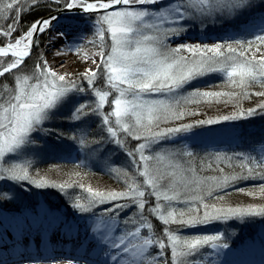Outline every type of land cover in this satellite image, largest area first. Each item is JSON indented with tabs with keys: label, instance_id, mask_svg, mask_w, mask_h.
<instances>
[{
	"label": "snow or ice",
	"instance_id": "6c2138e0",
	"mask_svg": "<svg viewBox=\"0 0 264 264\" xmlns=\"http://www.w3.org/2000/svg\"><path fill=\"white\" fill-rule=\"evenodd\" d=\"M51 2L62 4L68 11L79 9L97 13L93 38L88 43L99 48V63L95 70L89 69L82 74L86 87L50 70L46 60L37 63L31 74L23 72L22 66L39 43L38 34L50 31L59 17L38 19L13 39L22 14L36 7L39 0H0V20L6 21L0 25V37L4 38L0 40V78L10 74L14 80L11 87L0 80V181L30 182L36 187L53 186L61 190L77 186L86 191L85 202L77 197L73 204L80 213L94 217L90 239L85 237L80 246L84 248V256L88 255L89 246L99 247L105 256L103 264L108 261L112 264H202V257L201 260L196 258L206 247L227 249L229 245L223 242V233L185 236L179 229L218 220L264 216V207L225 208L208 202L210 199L222 200L223 196L216 193L226 194V190L238 181L264 180V154H217L215 161L219 163L215 164V171L218 174L204 176L203 165L194 166L191 151L164 153L155 150L154 146L179 133H188L198 125L252 117L264 110V103H261L257 108L241 110L218 120L162 127L192 115L184 105L238 101L253 94L249 92L251 87H264V24L258 26L251 39L230 36L211 46L180 44L174 48L165 43L189 31V24L198 23L207 28L212 20L244 15L250 7L248 0ZM156 5L160 7H147ZM68 35L70 32L57 33L60 38ZM69 51L78 53L79 47L70 45ZM213 73L221 74L229 86L239 91L194 89L186 96L179 95L193 80ZM98 79L103 81V87H97ZM85 91L91 93V103L76 99L75 94ZM254 94L264 96V92ZM150 95L170 96L171 99H148ZM62 106H71L69 119L77 128L89 118L98 117L105 138L129 158V169L110 167L111 174L123 181L124 190H96L76 181L48 185L42 178L37 180L30 175L29 162H13V154L35 143L33 134H50L51 130L44 125ZM106 107L110 110L105 111ZM69 138L77 148L93 152L104 142L103 139L88 140L83 133ZM127 138L139 143L129 149ZM261 152L264 153V148ZM234 161H239V171H235ZM225 167L233 171L226 172ZM207 168L212 169L213 164H207ZM260 187L264 190V184ZM3 198H7L6 194ZM104 205L107 207L103 208V214L97 215L98 206ZM128 212L132 214L127 215ZM150 216L164 226L162 236L153 234ZM27 220L25 217L16 221L14 226L23 231ZM119 221L128 228L127 231H121ZM172 225L177 228L173 229ZM3 226L4 222H0V227ZM31 228L32 224H27V229ZM6 233L7 227L0 239ZM153 248L158 249L155 254L150 252ZM67 264H78V261L69 258Z\"/></svg>",
	"mask_w": 264,
	"mask_h": 264
},
{
	"label": "rangeland",
	"instance_id": "374dc122",
	"mask_svg": "<svg viewBox=\"0 0 264 264\" xmlns=\"http://www.w3.org/2000/svg\"><path fill=\"white\" fill-rule=\"evenodd\" d=\"M164 2L167 3L168 0H164ZM248 3L250 5V7L245 12V14L242 16H239L236 18H229L226 20H212L209 22L207 28H203V27L199 26L198 23L196 25L189 24L187 26L190 29L189 31L184 32L179 37H173L171 39H168L165 41V43L168 47L174 48L180 44H190V45L207 44V45L211 46L214 43H218V42H221L223 40H227L230 36H235L236 38H239V39H245V38L251 39L252 33L254 31H257L258 26L264 24L263 23L264 21L263 22L260 21L257 24V22L253 18L254 16L260 17L258 14L263 16L261 11L256 12L257 14L255 13V11L257 9L256 7H258L262 3H264V0H248ZM147 7L152 8L153 6H147ZM154 7H160V5H158V6L156 5ZM94 14H97V13H92L91 15H88V16H84V15H80V14H76V13L65 14V15H67V17L72 19L71 22H69L66 25L65 32H67V33L70 32L71 34H74V36H73L74 38H73L72 42L69 44V46L70 45L73 47L78 46L79 47L78 53L76 51H69V46H68V49L62 48L61 50L60 49L55 50L56 53H59V54L62 51L64 52L60 55H55V54H53V52L51 54H48L47 50L50 47L48 44H49L51 38L47 37L46 35L44 36L43 34H38L37 39H38L39 43L33 47L32 54H31V56L34 54L35 55L38 54V59H36V61H37L36 64L40 63L43 60H46L47 65H48L50 70L56 72L58 75H64L66 77H71V78L75 79L78 84H81V86L86 87V83L84 81H82V79H81L82 74L86 70H89V69L95 70L97 67V64L99 63V58L94 63L93 59L91 58V56L88 53L94 52V53L98 54L99 48L88 43V40H91L93 38L94 32L90 31L91 34L89 35L88 34L89 30H87V29L83 30L80 28L82 27L83 23H85L86 21H89V20L92 21V19H95L93 16ZM45 16H47V15H45ZM4 24H6V21L0 20V25H4ZM27 29L28 28H26V30ZM18 31H19V28H18ZM23 32L14 33L13 39L19 37ZM53 32L57 33L56 30H54ZM3 39H4L3 37H0V40H3ZM36 52H37V54H36ZM54 64L56 66L57 65H59V66L54 68ZM33 67H35V66H33ZM33 69H29V70L25 71V73L31 74ZM214 75H221V74L213 73V74H209V75L197 78V79L193 80L191 82V84L185 86V88L181 90V93L179 95L186 96L189 92L192 91L190 88L192 83H194L195 81H198V80H203L205 78L207 79L208 77H211ZM76 76H78V78H76ZM6 81H8V82H6ZM3 83H6L11 87L14 83V80L8 78V80L3 81ZM97 87H103V81L102 80L98 79ZM229 87L232 88L231 86H229ZM223 91H225V90L222 89V91H219V92H223ZM229 91H230V89H229ZM75 95H76V99L78 101L82 100V102H85V103H91V101H92V96H91V93L89 91H85L84 93H77ZM147 98L148 99H171L170 96L165 97L163 95H150ZM109 99L111 100L112 97H110ZM109 110H110L109 108H107V107L105 108V111H109ZM70 111H71V106H66V107L62 106V107L58 108L57 110H55V112L51 116L50 120L47 121L44 125L46 128L51 130L50 134L53 137L51 138L49 136L50 134H46V133H35V134H33L34 137L36 138L35 143L30 144V145H26L25 148L22 149L20 153L13 154V162H20V163H23L25 161L29 162L31 164V167L29 169L30 175L37 180H40L42 178L43 180L47 181L48 185H52L53 182H55V181L56 182H62V183H65V182L68 183V182H70V180H66V179H69V178L68 177H66V179L64 178L66 180L65 181V180H62L63 177H59L60 175H58V177H53L52 179L46 178L43 175H33L31 172L32 171L31 168H32V166L34 167V165H36L40 160L44 161L47 158L63 157V155L64 156L67 155V153L69 151L68 149L71 148L72 151L70 153V156H72L73 159H76L78 162L83 163L86 166L96 168V169L98 168L99 170L104 171L107 174L109 173V175H111V177L113 179H116V182H117L118 179L113 174H111L110 167L117 166V167L129 169L130 168L129 158L127 159L128 163H123V164L120 163V161H119L120 159L119 160H118V158L114 159V157L116 156L115 152L120 151L121 149L119 147H117L114 143H110V141L107 138H105L106 133L103 131L102 125H101L98 117L93 116V117L89 118L85 124H82V125H80L79 128H77V127L73 126V122L69 119ZM221 117H223V116H221ZM251 120H255L258 122L255 124L254 122L251 121L253 124H252V126L249 127V129L251 131H253V135L254 134H256V135H254L252 137L249 136V139H248L247 135H244L243 137H239V140H237V141L239 142V144L244 145V146H246L247 142L251 143L250 145H253L254 143H257V141H259L257 144H254L253 147L255 148V150H257L262 155V154H264L261 152V149L264 148V111L260 112L259 114L254 115L251 118ZM191 121L192 120L186 119L184 117L181 120L170 122L168 124H164V125H162V127H176V126H179L181 124H192L193 122H191ZM243 121L244 120H239V123L244 125V128L246 126L251 125V123L247 124ZM220 123H224V122L216 123L217 125H215V126L216 127H223L222 125H224L223 128H229V126H227V125H229V123L228 124H220ZM233 124L235 127L239 128L238 123H233ZM209 127L211 128V126H209V125H202V126L195 127L194 129H192V131H190L188 133H179L173 137H169L168 139L162 141L160 144L155 145L154 149L157 151H160V152L168 153L169 150H166L167 148L163 149V144H166V143L173 144V145L176 144L177 148H179V150L182 149V151H191L193 149H203V148L209 149V150H211V152L212 151H224L225 149L226 150H228V149L233 150L234 149V148H232V146H227L226 148H222V146H221L222 140L228 139V138H230V136H234V134L228 135V136L225 135V136H221V137L211 138V139H209V141H205L202 139L201 140H194V139L188 137V135L196 133L200 130H210V131H212V129H213V131L221 130V128H216V129L211 128L210 129ZM57 133H62L63 135L58 136ZM71 133H73L77 136H81V134L83 133L84 135H86L88 140H92V139L101 140V139H103L104 142L102 145H100L99 150L95 151V152L89 151L87 148L79 149V148H77V146L75 145L73 140H71L69 138L72 136ZM64 138H68L67 142H70L69 145L71 143H73L72 144L73 146L69 147L66 150L64 149V152L61 151L60 149L59 150H55V149L53 150V148H51L52 146L51 147L48 146L51 143H63L62 139H64ZM127 142L129 143L127 146L128 147L130 146V148L135 147L136 144L139 143L138 141L132 140L130 138H127ZM174 151L177 152L178 150H174ZM180 152H181V150H180ZM60 180H62V181H60ZM84 180H85L84 183L86 184L87 187L91 186L93 189H96V190L122 191L125 188L124 183L122 184V186L117 187L114 184L104 182L102 177L97 178V180H94L92 178H87ZM37 189H38V187H36L35 184H32L30 182L16 183L13 181H8V180L0 181V213L4 212V206H6V205H8V206H14L15 205L16 207H18L17 209H21V208L25 209L26 205L33 204L30 202L34 198H37L35 203H37V202L41 203L42 202L43 203L42 206L44 208H47V207L49 208L51 205L49 203H46L45 200H43V197L37 195V193H36ZM82 190L83 189H81V192H82ZM84 192L86 193V197H87L88 193L86 191H84ZM3 194H6V197H7L6 199L3 198ZM86 197H84V199L81 201L85 202ZM14 199H16V201H14ZM11 201H14L16 204L12 203ZM215 205L217 207L228 208L227 206H219L218 204H215ZM104 207H107V205L98 206V208L96 209V212L103 214V208ZM249 207L258 208L259 206H257V204H254V205H250ZM60 209L62 212L64 211L63 215H65V214L67 215V213H70L69 210H66L64 208H60ZM132 211H135V210L133 209ZM62 212L57 211L54 213L59 214ZM78 213H80V212L78 211ZM128 213H127V215L132 214V213L131 214H128ZM253 217H254V219H253ZM247 219H249V220H247ZM250 219L255 221L254 224H256V226H254L252 224ZM257 221H258L257 217L251 216L248 218L245 217L243 219L232 218L229 220H218V221L211 222L209 224H218L220 227H223L226 229V234L223 235V239L228 237L230 239H235L236 243L239 241L240 246H238L239 244H237V245H235V244L229 245L228 244L229 247L227 249H225V250H228L231 252H235V250L239 249L238 247L244 248L245 245H248L251 242L256 244L259 241H262L264 239V227H263V225L258 224L259 222H257ZM121 223H122V225H119V228L121 229V231H127L128 228H126L124 226L123 222H121ZM118 224H120V221L118 222ZM128 227H131V226L129 225ZM163 227L164 226L162 225V228ZM171 227L173 229L177 228L176 225H172ZM197 227L198 226L190 227V228L181 227L179 230L183 235L187 236L185 231L191 230V229L196 230ZM153 228H154V226H153ZM251 228H253V229H251ZM154 230L155 229H153V234L155 235L156 232ZM191 231H193V230H191ZM162 232H163V229H162ZM162 232L159 233V235L157 232L156 233L157 236L158 237L162 236ZM197 235H200V234H197ZM223 242H224V240H223ZM243 250H245V249H243ZM243 250L238 251L239 254H245V251H243ZM213 251H214V249H211L210 247H206L204 250H202V252H201V254L203 255L202 262H206L208 260H210L212 262L213 261L217 262L218 258H211L213 255Z\"/></svg>",
	"mask_w": 264,
	"mask_h": 264
},
{
	"label": "trees",
	"instance_id": "16d2710c",
	"mask_svg": "<svg viewBox=\"0 0 264 264\" xmlns=\"http://www.w3.org/2000/svg\"><path fill=\"white\" fill-rule=\"evenodd\" d=\"M25 8L28 7V4L26 3ZM158 6V5H157ZM264 5L256 7L258 9L263 8ZM154 7V6H153ZM152 7V8H153ZM62 8L61 5H57L55 3H52L51 0H39V4L36 7L31 8L30 11H25L21 18L20 23L17 25L19 28V31L17 33L23 32L28 28L34 21L38 20L40 17L45 16L47 14H50L51 12H54L58 9ZM94 18L97 16V14L93 15ZM37 54V52H36ZM8 60L11 59V57L7 58ZM36 59H38L37 55L30 56L26 61L24 66H22V70L25 72L29 69H33L36 65ZM9 79H13L12 75L5 74V77L0 78V80L5 81ZM78 78V76H76ZM8 82V81H6ZM191 90L199 89L201 91H211V92H219L224 89L223 92H231L233 90L239 91L238 89L230 88L229 85L225 82L224 78L221 75H214L211 77H208L207 79L198 80L192 83ZM230 89V91H229ZM250 93H253L247 98H240L238 101H229L227 103L225 102H214V103H193V104H187L184 105V108L190 112L193 113L192 115L185 116L186 119L192 120V124L199 120H218L221 118V116H231L236 115L241 110H247L250 108H257L258 105L261 103H264V96L255 95L254 93L258 92H264V87H261L259 85H255L249 89ZM226 99V98H223ZM264 110H260L262 112ZM254 116V115H253ZM252 116V117H253ZM252 117L247 118H241L237 120H244V121H253L254 123H258L255 120H251ZM231 121V120H228ZM233 121V120H232ZM220 122H227L220 120ZM216 124V123H215ZM202 126V125H198ZM73 135V133H71ZM256 135V134H254ZM253 133L249 135L250 137L254 136ZM51 138L53 137L51 134L49 135ZM248 136V139H249ZM63 143H51L48 145L49 147L53 148V150H61L64 152V149H68L69 147L73 146L70 142H67L68 138L62 139ZM261 141V140H260ZM127 142V140H126ZM259 141H257L258 143ZM254 143V144H257ZM129 143H126V147L131 149L130 146L128 147ZM251 143L247 142L246 146L236 149V150H224V151H212L209 149H193L191 152L193 153L192 160L194 161V166L203 165L204 171L202 175L204 176H214L218 173L215 171V164L219 163V161H215V157L217 154L224 156H235L236 154H244V155H252V156H260L261 154L255 150L253 145H250ZM167 148L166 150H169V152H175L174 150H178L182 152V149L179 150L177 148L176 144H163V149ZM173 149V150H172ZM67 155H63V157L60 158H47L44 161L40 160L34 167L32 166V174L33 175H43L46 178L52 179L53 177H63L62 180H65L66 177L70 180L68 183H72L73 181H76L78 183H84L87 178H92L94 180H97V178L102 177L104 182L114 184L115 186H122L123 181L113 179L109 173L107 174L104 171L99 170L98 168H92L89 166H86L83 163L78 162L76 159H73L72 156H70V153L72 151L71 148L68 149ZM177 151V152H178ZM116 156L114 159H117L120 161V163H128V157L123 153L122 150L116 151ZM122 158V159H121ZM185 160H188V157H184ZM215 161V163H213ZM212 163L213 168L208 169L207 164ZM234 163L237 165V168L235 171H239L238 164L239 161H234ZM224 167V165H221ZM226 172H232L233 169L229 167H225ZM76 173H80L79 176L76 175ZM107 174V175H106ZM65 176V177H64ZM65 178V179H64ZM60 180V181H62ZM65 180V181H66ZM99 180V179H98ZM52 181V180H51ZM53 182V181H52ZM62 182H53L55 185H59ZM264 184V180H261L259 178L247 180V181H238L233 186L228 188L226 190V194L224 192H217L216 195H222V200H215L210 199L208 202L210 204H218L219 206H227V207H249L250 205L257 204V206L264 207V190L261 189L260 185ZM85 187L86 184L84 183ZM39 189V190H38ZM37 194L42 195L45 198V201L49 203L53 207H65V209L69 210V212H72L73 214H77L78 210H76L73 207V204L77 197L81 198V200L86 197V193L81 188L77 186H73L70 188H65L64 190H61L59 187H53V186H45V187H38ZM33 192V191H32ZM248 193H252V195H249ZM36 198H34L31 202H34ZM16 201V199H14ZM30 202V203H31ZM82 202V201H81ZM151 203H155L154 201H150ZM16 204L15 202H12ZM261 205V206H260ZM183 207V205H181ZM128 214H131L129 212ZM258 218L257 222H262L264 224V216H255ZM248 218V217H247ZM150 221L153 223V226L155 229L154 231L158 235L162 232V224L159 222L155 217L150 216ZM254 219V217H253ZM249 220V219H247ZM252 224L256 226L255 221L250 219ZM253 226V227H254ZM253 229V228H251ZM158 230V231H157ZM161 230V231H160ZM193 230V231H191ZM185 231L187 236H193V235H211V234H217V233H223V235L226 234V229L223 227H220L218 224H205V225H198L197 229H191ZM160 231V232H159ZM155 235L157 236V234ZM224 242H230V243H236L235 239H230L226 237L223 239ZM170 255V253H169Z\"/></svg>",
	"mask_w": 264,
	"mask_h": 264
},
{
	"label": "bare ground",
	"instance_id": "6f19581e",
	"mask_svg": "<svg viewBox=\"0 0 264 264\" xmlns=\"http://www.w3.org/2000/svg\"><path fill=\"white\" fill-rule=\"evenodd\" d=\"M71 20L67 15L60 16L53 23L50 31L42 33L44 36L51 38L48 44L50 46L47 50L48 54L53 52L55 55H60L64 52L62 51L59 54L55 50L68 49L74 34L70 33L67 38H60L57 33L59 31L65 32V27ZM80 29L94 32V22L86 21ZM54 30L57 33L53 32ZM88 54L93 59V62H96L99 58L98 54L94 52ZM57 66L54 64V68ZM230 131L231 129L228 128L221 131L200 130L188 135V137L194 140L209 141L211 138L228 136L231 134ZM42 205L43 203L41 202L35 207L30 206L25 209H17L18 207L15 205H6L4 206V212L0 213V222H4V226L0 227V234H3L5 227H7L6 235H3L2 239H0V247L5 248L7 253L15 250L17 255L11 264H67L68 258L64 257L63 254L74 256L82 261L81 264H103L105 256L99 247L89 246L88 255L84 256V248L80 246L81 242L85 241V237L90 239V229L94 217H85L83 226L71 229L69 224L63 223V214L55 215L50 207L44 208ZM97 215H101V213L98 212ZM25 217L28 220L25 222L24 230L22 231L20 227H16L14 224L16 221L24 220ZM27 224H32L30 230L27 229ZM262 245L264 248V243ZM157 251L158 249L156 248L150 249L152 254ZM238 251L234 253L225 249H214L211 258H218V261L212 262L208 260L202 262V264H227L229 258L238 256ZM38 253H42L43 257H36L35 255H38ZM241 256L243 258L237 264H264V251L259 253L258 251H248ZM260 256L263 258L261 259ZM4 264L9 263L4 262ZM108 264H112V262L108 261Z\"/></svg>",
	"mask_w": 264,
	"mask_h": 264
},
{
	"label": "water",
	"instance_id": "95a60500",
	"mask_svg": "<svg viewBox=\"0 0 264 264\" xmlns=\"http://www.w3.org/2000/svg\"><path fill=\"white\" fill-rule=\"evenodd\" d=\"M71 11H75V12H79V13H84V14H90V13H85V12H83L82 10H79V9H73V10H71ZM71 11H68V10H64L63 8H61V9H59V10H57V11H54V12H52V13H50V14H48L47 16H42V17H40L39 19H46V18H48L49 16H61V15H63L64 13H67V12H71Z\"/></svg>",
	"mask_w": 264,
	"mask_h": 264
}]
</instances>
